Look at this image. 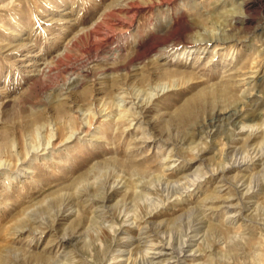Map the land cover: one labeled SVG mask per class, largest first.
I'll return each instance as SVG.
<instances>
[{"label": "rangeland", "instance_id": "1", "mask_svg": "<svg viewBox=\"0 0 264 264\" xmlns=\"http://www.w3.org/2000/svg\"><path fill=\"white\" fill-rule=\"evenodd\" d=\"M263 155L264 0H0V264H264Z\"/></svg>", "mask_w": 264, "mask_h": 264}, {"label": "bare ground", "instance_id": "2", "mask_svg": "<svg viewBox=\"0 0 264 264\" xmlns=\"http://www.w3.org/2000/svg\"><path fill=\"white\" fill-rule=\"evenodd\" d=\"M93 31H94V30H93ZM202 42H203V41H202ZM204 42H205V41H204ZM196 43H198V42H196ZM241 63H242V62H241ZM41 65H42V64H41ZM44 65H45V64H44ZM252 66H253V65H252ZM251 70H252V69H251ZM236 72H237V71H236ZM249 73H250V72H249ZM248 77H249V76H248ZM250 77H251V76H250ZM228 80H229V79H228ZM226 84H227V83H226ZM221 86H222V85H221ZM230 87H231V86H230ZM223 89H224V87H223ZM218 90H219V89H218V87H217L216 89L213 90V93H214V94L217 93ZM211 91H212V90H211ZM219 91H220V90H219ZM221 91H223V90H221ZM224 92H225V91H224ZM213 93H212V94H213ZM220 93H221V92H220ZM225 95H226V94H225ZM231 97H232V96H231ZM227 99H228V98H227ZM139 103H140V102H139ZM241 108H242V107H241ZM186 110H187L186 108H183V109L180 111V113H181V114H182V113H185ZM187 112H189V110H188ZM237 115H238V114H237ZM228 116H229V115H228ZM182 117H183V116H182ZM253 128H254V127H253ZM255 134H256V133H255ZM252 136H253V135H252ZM260 156H261V155H260ZM263 157H264V155H263ZM258 161H259V160H258ZM259 163H260V162H259ZM226 166H227V165H226ZM166 168H168V167H166ZM223 168H224V167H223ZM221 171H222V170H221ZM222 172H223V171H222ZM263 173H264V172H263ZM224 174H225V173H224ZM224 174H223V175H224ZM238 174H239V173H238ZM244 175H245V174H244ZM163 176H164V175H163ZM238 176H239V175H238ZM263 177H264V176H263ZM122 179H123V178H122ZM128 182H129V181H128ZM135 182H136V180H135ZM225 184H226V183H225ZM139 185H140V184H139ZM142 185H143V184H142ZM219 186H220V184H219ZM219 186H218V187H219ZM221 187H222V186H221ZM219 190H220V188H219ZM247 190H248V189H247ZM242 192H243V191H242ZM244 192H245V191H244ZM243 194H244V193H243ZM110 196H111V195H110ZM178 196H179V195H178ZM250 197H251V196H250ZM178 198H179V197H178ZM249 199H250V198H249ZM228 200H229V199H228ZM205 201H206V200H205ZM244 201H245V199H244ZM254 201H255V200H254ZM239 203H240V202H239ZM245 203H246V202H245ZM245 203H244V204H245ZM229 204H230V203H229ZM229 204H228V205H229ZM245 205H247V204H245ZM251 206H252V205H251ZM207 207H208V204H207ZM225 207H226V205H225ZM227 207H228V206H227ZM244 207H245V206H244ZM173 208H174V207H173ZM198 208H199V207H198ZM240 208H241V207H240ZM245 208H246V207H245ZM227 211H228V210H227ZM201 212H202V211H201ZM245 213H246V212H245ZM200 215H201V214H200ZM232 215H233V214H232ZM244 216H245V215H244ZM228 217H229V216H228ZM245 218H246V217H245ZM141 219H142V218L140 217L139 220H141ZM226 219H228V218H226ZM226 219H225V220H226ZM232 219H233V218H232ZM229 220H230V219H229ZM145 222H146V221H145ZM147 222H148V221H147ZM202 225H203V224H202ZM216 225H217V224H214V223H212V222H209V223H208V226H210L209 228H215V229H218V228H216ZM139 226H140V225H139ZM144 226H145V225H144ZM199 226H200V225H199ZM243 226H244V225H243ZM141 227L143 228V224H142ZM197 227H198V226H197ZM200 227H201V226H200ZM218 227H220V226L218 225ZM224 227H225V226H224ZM198 228H199V227H198ZM198 228H197V229H198ZM202 228H203V227H202ZM226 228H227V227H226ZM242 228H243V227H242ZM193 229H194V228H193ZM197 229L193 231V234H190L192 237H196V235H198V230H197ZM141 230H142V229H141ZM236 230H237V229H236ZM142 231H144V230H142ZM201 231H202V230H201ZM224 231H225V230H224ZM231 231H232V230H231ZM210 232H211V231H210ZM221 232H222V231H221ZM241 232H242V231H241ZM130 236H131V235H130ZM198 236H199V235H198ZM150 237H151V236H150ZM212 237H213V236H212ZM184 238H185V237H184ZM239 238H240V237H239ZM242 238H243V236H242ZM246 238H247V237H246ZM131 239H133V238H131ZM146 239H147V238H146ZM198 239H199V238H197V240H198ZM243 239H244V238H243ZM158 240H159V239H158ZM185 240H186V239H185ZM192 240H193V239H192ZM194 240H195V239H194ZM205 240H206V239H205ZM229 240H230V239H229ZM241 240H242V239H241ZM145 242H146V241H145ZM147 242H151L150 239H149V241H147ZM188 242H189V241H188ZM190 242H191V241H190ZM190 242L187 243V246H190V250H192L193 248H192V244H191ZM212 242H213V241H212ZM215 242H216V241H215ZM215 242H214V243H215ZM235 242H236V241H235ZM199 243H200V242H199ZM199 243H198V244H199ZM216 243H217V242H216ZM228 243H229V242H228ZM171 244H172V243H171ZM198 244H197V245H198ZM208 244H209V243H208ZM143 245H144V244H143ZM197 245H196V246H197ZM202 245H203V244H202ZM202 245H201V246H202ZM231 245H232V244H231ZM145 246H146V245H145ZM145 246H144V247H145ZM147 246H148V245H147ZM155 246H156V245H155ZM163 246H164V245H163ZM194 246H195V245H194ZM194 246H193V247H194ZM210 246H212V245H210ZM235 246H236V245H235ZM202 247H203V246H202ZM202 247H200V246H197L196 248L194 247V249H193V253L196 252V251H198V250L201 252V250L203 249ZM145 248H146V247H145ZM165 248H166V247H165ZM170 248H171V247H170ZM214 248H215V247H214ZM126 249H127V248H126ZM204 249H205V248H204ZM173 250H174V248H173ZM204 251H206V250H204ZM229 251H230V250H229ZM202 252H203V250H202ZM202 252H201V253H202ZM155 253H156L155 257H157V258H159V259L161 260V259H162V256H163L166 252H165L164 254H163L162 251H157V252H155ZM148 254H149V253H148ZM166 254H167V253H166ZM189 254H190V253H189ZM189 254H188V255H189ZM129 255H131V254H129ZM129 255H128V256H129ZM197 255H199V253H197ZM152 256H153V255H152ZM153 257H154V256H153ZM121 258H122V257H121ZM145 258H146V257H145ZM146 259H147V258H146ZM190 259H191V258H190ZM148 260H149V259H148ZM183 260H184V259H183ZM152 261H153V260H152ZM166 261H167V260H166ZM168 261H169V260H168ZM177 261H179V260L177 259ZM208 261H209V259H208ZM149 262H150V261H149ZM156 262H157V261H156ZM163 262H164V261H163ZM179 262H180V261H179ZM181 262H182V261H181ZM144 263H145V262H144ZM144 263H143V264H144ZM151 263H152V262H151ZM158 263H161V261L158 262ZM198 263H199V262H198ZM210 263H211V262H210ZM139 264H140V263H139ZM156 264H157V263H156ZM161 264H162V263H161ZM192 264H193V263H192ZM219 264H220V263H219Z\"/></svg>", "mask_w": 264, "mask_h": 264}]
</instances>
